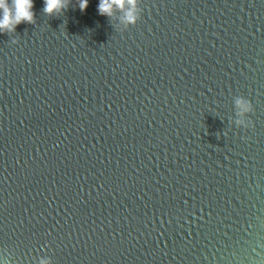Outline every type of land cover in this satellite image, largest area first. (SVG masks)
Here are the masks:
<instances>
[{
  "label": "water",
  "instance_id": "water-1",
  "mask_svg": "<svg viewBox=\"0 0 264 264\" xmlns=\"http://www.w3.org/2000/svg\"><path fill=\"white\" fill-rule=\"evenodd\" d=\"M98 3L0 34V259L264 264V0Z\"/></svg>",
  "mask_w": 264,
  "mask_h": 264
},
{
  "label": "clouds",
  "instance_id": "clouds-1",
  "mask_svg": "<svg viewBox=\"0 0 264 264\" xmlns=\"http://www.w3.org/2000/svg\"><path fill=\"white\" fill-rule=\"evenodd\" d=\"M89 0H78V6L84 11ZM70 3V0H43V11L47 15H57L64 11ZM122 20L125 24H134L137 19L136 0H99L97 10L99 14L111 17L113 9H125ZM34 0H0V34L14 32L16 27L21 24H31L34 22ZM234 106L237 117H244L245 113L253 111L252 104L244 97L237 96L234 99ZM238 126L248 127L251 121L236 119ZM0 264H7V261L0 259ZM38 264H50V261L41 258Z\"/></svg>",
  "mask_w": 264,
  "mask_h": 264
},
{
  "label": "snow or ice",
  "instance_id": "snow-or-ice-1",
  "mask_svg": "<svg viewBox=\"0 0 264 264\" xmlns=\"http://www.w3.org/2000/svg\"><path fill=\"white\" fill-rule=\"evenodd\" d=\"M84 119H86L87 117H83Z\"/></svg>",
  "mask_w": 264,
  "mask_h": 264
}]
</instances>
